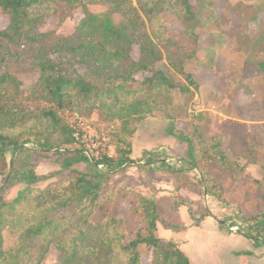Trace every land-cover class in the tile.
Here are the masks:
<instances>
[{
	"label": "trees",
	"instance_id": "1",
	"mask_svg": "<svg viewBox=\"0 0 264 264\" xmlns=\"http://www.w3.org/2000/svg\"><path fill=\"white\" fill-rule=\"evenodd\" d=\"M216 1L0 0L9 19L0 29V264H46L52 247L59 250L60 257L49 264H145L141 246L151 251L149 264H193L178 243L158 234L159 224L175 232L189 226L164 217L167 206L157 190L135 200L130 213L139 214L144 225L129 231L124 218L115 215L108 204L113 193L108 185L111 172L132 161L130 137L136 124L156 111L173 120L178 116L187 119L186 129L174 123L169 130L179 144L186 145L181 164L162 160L160 165L175 175L177 190L180 184L192 191L200 189L223 205V175L237 181L247 173L248 165L258 163L259 152L264 151V108L260 102L253 100L249 105L253 124L243 125L245 135L225 132L212 137L207 112L187 118L188 112L176 105L177 99L193 96L191 87L200 86L196 76L185 69L197 53L180 50L175 55L169 51L175 39L163 15L174 14L182 31L198 45V29L217 14ZM90 4H108L111 9L97 14L88 9ZM244 7L249 18L239 30L225 33L236 36L247 53L244 73L264 76V0ZM78 8L83 9V15L72 34L41 31L51 18L63 23ZM232 9L238 11L237 6ZM114 11L126 21L116 23ZM250 23L256 27L254 34L249 31ZM211 38L203 48L205 56L197 60L220 74L215 59L221 35L211 33ZM135 46L138 57L133 55ZM169 69L183 76L186 83H176ZM25 77L33 80L25 84ZM240 86L247 85L241 82ZM66 108L88 114L98 110L106 120H119L118 155H103L91 164L60 115ZM233 125L243 130L240 124ZM8 152H12L10 161ZM35 152L45 158L57 157L62 174L59 180L44 187L36 185L43 177L35 170ZM244 158L247 161L242 164ZM82 163L87 165L84 170L77 167ZM99 164L105 168H97ZM18 183L24 188L13 198H5V192ZM253 192L258 212L239 216L244 226L241 231L256 247H264V177ZM172 199L175 208H188L192 225L211 215L205 208L198 216L193 200L178 191L172 193ZM98 209L102 218L96 222L92 215ZM6 231L15 235L8 247L4 245Z\"/></svg>",
	"mask_w": 264,
	"mask_h": 264
},
{
	"label": "rangeland",
	"instance_id": "2",
	"mask_svg": "<svg viewBox=\"0 0 264 264\" xmlns=\"http://www.w3.org/2000/svg\"><path fill=\"white\" fill-rule=\"evenodd\" d=\"M257 2L258 0H217L214 6V11L217 14L211 17L212 19L206 25L198 29L201 35L198 45H195L182 31L183 26L174 14L166 12L163 15L164 20L169 25V33L175 39V42L169 47V51L175 55L180 50H196L197 53V57L186 62L185 69L196 76L200 86L198 89L191 87L193 96H183L177 99L176 105L188 112L187 118L199 112H207L209 135L211 137L225 134V132H239L245 135L243 125L252 127L253 124L249 119L248 108L250 103L257 100L264 108V76L250 77L244 73L247 53L239 46L236 36L225 33L227 30H239L249 18V12L244 5H254ZM233 6H237L238 11H233ZM88 9L100 14L110 10L111 6L108 4H90ZM82 15L83 9L78 8L63 23H60L56 18H51L40 29L41 31L54 30L58 35H70L76 30L77 22ZM112 16L116 23L126 21L119 12L114 11ZM261 17L264 20V14ZM8 23V16L0 8V29L5 28ZM249 31L251 34L255 33L256 27L253 23H250ZM211 33L221 35L220 44L216 48L215 59L218 68L222 71L220 74L199 65L197 60L198 57L205 56L203 48L208 46L212 40ZM133 55L138 57V46L134 47ZM262 57L264 58V53H262ZM164 65L167 68L166 62ZM169 73L176 83H186L185 78L178 75L173 69H169ZM222 73H225V75ZM23 80L25 84H29L33 77H25ZM241 82L247 86L239 87ZM246 89L250 92H245ZM60 115L74 132L78 130L84 136L83 142H77L81 144L82 149L89 153L88 157L93 158L97 155L101 158L107 153L111 154L112 157L118 155L119 143L116 133L120 128L119 120H106L98 110L88 114L77 109L66 108L60 112ZM185 120L187 119H182L180 116L173 120L167 118L163 112L156 111L136 124L135 131L130 137L132 161L111 172L108 186L113 188V193L108 200V204L115 215L124 218L129 231H134L144 225L139 214L130 213L135 200L140 194L151 193L153 189L157 190L158 196L167 206L164 217L175 224L190 226L193 224V219L186 206L178 208L173 206L172 193L174 192L178 191L180 196L193 200V209H195L198 216L202 214L205 208H208L211 215L218 218L219 221L208 218L201 226H194L188 231L186 229L175 232L165 229L161 224H159L160 229H158L160 237L178 243L184 252L189 246L193 251L191 254L193 260L197 264H204L202 251L203 248H207L204 244L209 241L217 243L218 230L223 232L229 230V232L242 234L241 230L244 229V226L239 216L251 217L258 212L253 191L259 179L264 177V151L259 152L258 163L248 165L245 171L247 173L237 181H232L228 174L223 175L222 181L226 187V200L223 205L215 199H210L200 189L192 191L190 187L180 184L177 190L178 181L175 175L169 169L160 167V165L162 160L166 164H173L174 166L175 164H181L179 159L185 155L186 145L179 144L177 138L170 135L169 130L174 123L177 127L186 129L187 122ZM233 123L240 124L243 130L241 131ZM11 157L12 152H8L7 158L9 161ZM32 159L36 172L43 177L36 184L37 186L44 187L62 177V174H60L61 166L57 157L45 158L35 152ZM149 159H151L150 163H148ZM89 161L91 164H95L93 160L90 159ZM246 161V158L241 160L242 164H245ZM77 167L84 170L87 165L82 163ZM97 168L104 169L105 166L101 165ZM255 178L258 180L256 181ZM179 182L181 181L179 180ZM1 186L2 179L0 178V188ZM23 188V184H14L5 192L4 196L11 199ZM189 192L193 193L195 199L187 195ZM101 218L102 214L98 209L92 215V219L98 222ZM233 222H237V225L232 226ZM14 240L15 235L13 233L10 231L4 233L5 247L11 245ZM140 249L144 263L149 264L151 251L145 246H141ZM59 257V250L52 247L46 256L45 263H54Z\"/></svg>",
	"mask_w": 264,
	"mask_h": 264
},
{
	"label": "crops",
	"instance_id": "3",
	"mask_svg": "<svg viewBox=\"0 0 264 264\" xmlns=\"http://www.w3.org/2000/svg\"><path fill=\"white\" fill-rule=\"evenodd\" d=\"M157 187L159 188V186ZM187 195H190L189 197L194 198L193 193L189 192ZM208 218H213L216 221H219L218 218L210 215L205 218L199 225H190L186 231L194 226H201ZM225 227L227 228L226 225ZM158 229H160L159 225ZM218 235L219 237L217 243L209 241L204 244L205 246H207V248H203L202 251L204 264L206 263V261V264H264L263 246L256 247L251 239L238 232H229V230H227V232H223L221 230H218ZM185 253L190 258L193 264H197L191 257L193 251L189 246H187Z\"/></svg>",
	"mask_w": 264,
	"mask_h": 264
},
{
	"label": "built area",
	"instance_id": "4",
	"mask_svg": "<svg viewBox=\"0 0 264 264\" xmlns=\"http://www.w3.org/2000/svg\"><path fill=\"white\" fill-rule=\"evenodd\" d=\"M76 129V128H75ZM73 135H74V138L76 139V141H78V142H83L84 140H83V135H81L80 134V132L78 131V130H76L75 132L73 131ZM83 151H84V153L88 156L89 155V153L86 151V150H84L83 149ZM105 155H107V156H109V157H112L111 156V154H105ZM102 157L103 156H101V158H99L97 155L95 156V157H93V158H91L90 156H89V159H91V160H93L95 163L98 161V160H101L102 159ZM102 164H99L98 166H101Z\"/></svg>",
	"mask_w": 264,
	"mask_h": 264
}]
</instances>
